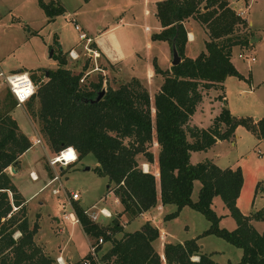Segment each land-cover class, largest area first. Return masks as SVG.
<instances>
[{"label": "trees", "instance_id": "1", "mask_svg": "<svg viewBox=\"0 0 264 264\" xmlns=\"http://www.w3.org/2000/svg\"><path fill=\"white\" fill-rule=\"evenodd\" d=\"M38 5L49 21L64 10L53 0L47 3L38 0ZM154 14L160 30L152 32L150 39L166 42L171 52L174 42L180 62L162 70L152 61L154 73L162 76L152 99L136 77L115 88H103L104 79L99 74L96 81L79 85L84 71L74 74L58 51L59 54L53 55L57 66L47 70L45 81L40 82V78L30 74L35 94L26 101V109L53 156L68 146L76 154L72 163L92 154L97 162L95 174L106 178V192L111 191L122 206L118 217L127 214L135 219L160 202L175 206L174 211L163 217L169 220L178 216L183 207H189L209 223L201 235L214 234L241 249L239 260L226 264H264V231L259 232L250 222L264 221V206L248 215L237 208L243 183L240 167L220 168L211 160L193 163L189 159L192 151H205L216 141L229 139L236 126L246 128L256 138L264 137V115L257 120L248 116L236 118L225 106L206 128L188 123L204 91L210 88L223 91L222 83L228 76L244 79L230 56L232 46H243L248 41L234 35L245 20L227 0H157ZM189 18L208 31L204 50L194 57L185 56L184 50L187 42L184 23ZM101 89L104 92L99 100L91 102ZM2 104L6 107V100ZM14 106L15 100L10 104L11 108ZM9 112L0 113V264H56L55 258L36 242L38 224L30 226L26 200L7 172L32 146ZM153 142L158 144L155 157L148 150ZM139 155L143 157L142 163L156 162V174L141 168ZM195 180L200 185L197 199L192 200ZM215 196L235 221L230 231L218 225L222 216L211 207ZM71 205L82 233L108 243L98 259L100 264H219L210 254L199 250L196 240L201 235L182 242H165L161 256L152 245L159 236L158 229L149 221L141 223L137 230L122 231L118 217L107 225H99L86 216L77 200ZM101 249V244L96 247L97 251ZM85 258H90V254L65 264H80Z\"/></svg>", "mask_w": 264, "mask_h": 264}, {"label": "rangeland", "instance_id": "2", "mask_svg": "<svg viewBox=\"0 0 264 264\" xmlns=\"http://www.w3.org/2000/svg\"><path fill=\"white\" fill-rule=\"evenodd\" d=\"M43 1L47 3L51 0ZM53 1L61 4L64 10L49 21L38 5V0H0V71L2 73L26 71L43 82L47 78L42 76L44 70L56 68L57 61L53 55L59 54L60 51L65 56L67 68L74 74L82 69L83 75H87L82 81L79 80V85L96 81L99 74L106 77L102 82L103 88L106 86L115 88L119 83L128 82L132 77H136L152 99L162 76L153 72L151 77L148 70L152 69L153 60L157 65L164 66L163 52L166 46L162 41L150 39L152 32L158 28V22L153 14V0ZM227 1L234 12L245 20L244 24L238 25L235 29L234 35L246 37L248 41L243 46H232L230 56L233 66L244 79L226 77L224 90H211L212 93L206 94L203 102L206 104L205 108H208L209 104L216 100V103H212L214 109L219 106V101L221 107H228L232 116L236 118L248 116L257 120L264 115V0ZM247 1H249L248 6ZM190 21L199 33V38L188 44V53L195 56L204 50L203 43L208 38V31L197 20ZM74 23L78 29L74 28ZM79 32L85 33L92 39L89 47L101 57L96 59L89 57L88 52L83 48L85 39L79 37ZM50 50L51 56L48 54ZM68 50L77 53L78 57L71 58ZM250 57L254 60L250 61ZM170 61L171 51L169 64ZM102 64L106 65L108 73L100 70ZM83 65H86L85 68ZM223 93L226 101L218 97H222ZM3 100H6V107H3ZM13 101L12 95L0 81V113L10 110L9 113L15 119L20 131L28 136L30 141L39 138L40 143L31 144L32 146L22 154L19 160L21 171L17 173V167L14 166L15 171L8 168L7 172L12 175V182L27 200L26 216L30 226L33 223L38 224V230L34 234L35 240L47 243L44 249L55 256L58 252L57 248L66 241V234L69 231V221L61 220L63 212L67 213L71 210L72 200L68 198L69 191L78 194L77 202L81 207L96 210L103 206L111 213L109 218L102 217L99 225H107L112 219L117 218L120 204L114 200L111 193L106 192V178L95 174L94 168L97 162L92 154H86L75 163L66 165L64 170H60L61 165H54L52 174L51 166L46 161L54 154L39 136L37 123L30 117L25 103L11 108L10 104ZM202 122L203 126H207L205 119H202ZM148 150L155 157L158 144L150 143ZM191 159L193 162L211 160L220 168L228 165L239 166L244 179L236 200L237 208L244 215H248L264 206V140L259 141L246 128L236 126L229 139L218 141L205 151H193ZM138 160L141 168L156 174L154 164L149 165L148 169L146 163L145 166L143 165L144 160L141 155L138 156ZM38 164L42 166L38 169L40 171L44 169L48 179L57 175L64 190L59 189L54 195L51 190L58 189V181H52L46 186L44 180L31 181L29 174L27 176L24 170L28 167H36ZM199 185L198 180L193 182L190 195L192 200L197 199ZM211 207L215 213L222 216L218 224L220 227L228 231L235 227L233 217L228 215L218 196L213 198ZM174 209L175 206L165 204L162 208L141 214L142 216L137 217L136 220L124 214L127 223L121 214L118 221L127 224L126 230L134 231L144 221L148 220L155 226L157 221L162 220L164 223L160 225L166 231L168 238L165 242L171 243L193 239L208 228L209 223L206 218L189 207H183L174 219L163 220L162 217ZM61 226L64 228L63 231H60ZM255 228L259 232L264 231V222H256ZM70 231L74 236L73 241L80 243L78 250L71 249V257L74 259L82 256L84 252L87 253L88 238L82 233L78 224L73 225ZM17 235L18 233L15 232L14 236ZM95 241L94 238L89 237L90 244ZM155 241L153 248L162 256V246L165 242L160 235ZM196 242L202 246L203 253L210 254L211 259L219 264L235 263L242 253L241 249L228 244L214 234L201 235ZM101 246V251H97L98 259L108 243L102 241Z\"/></svg>", "mask_w": 264, "mask_h": 264}, {"label": "crops", "instance_id": "3", "mask_svg": "<svg viewBox=\"0 0 264 264\" xmlns=\"http://www.w3.org/2000/svg\"><path fill=\"white\" fill-rule=\"evenodd\" d=\"M157 0H153V5H154V9H155V2H156ZM239 2V1H238ZM248 2V4H247V6L249 5V1H247ZM63 7V6H62ZM64 9V8H63ZM153 14H154V10H153ZM157 20V19H156ZM191 20V18H189L188 20H187V22H185L184 23V28L186 29V27H188L187 28V30H186V32H187V42H186V45H185V48H184V50H185V56H187V57H194V56H192L191 54H189L188 53V44L189 43H191V42H193V41H195L196 39H198L199 38V33H198V31H196V28H195V25L192 23V21H190ZM190 21V22H189ZM158 22V21H157ZM249 24H251L250 23V21H249ZM160 30V25H159V22H158V28L156 29V31H159ZM155 31V32H156ZM162 43L163 44H165L166 46H165V48H164V52H163V61L165 62V64H164V66H159V65H157L160 69H162V70H166V69H168L169 68V62H168V60H169V53H170V50H169V48H168V45H167V43L166 42H164V41H162ZM197 55V54H196ZM195 55V56H196ZM98 57H101V55L99 54V56ZM155 61V60H154ZM157 64V63H156ZM100 69V68H99ZM149 69V68H148ZM151 69V68H150ZM148 70V72L150 73V76L152 77V74H153V70L151 69V70ZM100 70H102V71H104V73H108V70H107V68H106V65H104V64H102V67H101V69ZM104 75V74H103ZM105 76V75H104ZM154 78V77H153ZM103 79L104 80H106V77H103ZM154 80H156V79H154ZM159 84H158V86H157V88H159V85H160V83H161V81L160 82H158ZM224 84V82L222 83V85ZM224 87H225V85H223ZM211 90H218V89H215V88H210V89H208V91H204L203 93H202V98H201V101L198 103V106L196 107V110L194 111V113L191 115V117H190V120H189V124H191V125H196V126H198V127H203V128H206V127H208L209 126V124L211 123L210 121H211V119L215 116V115H217L218 114V112H219V110H220V107H221V103L218 101V104H219V106H217L215 109H214V105L212 104V103H216V100H213V102L211 103V104H209V106H208V108H205V103L203 102L204 101V99L206 98V94H211L212 93V91ZM213 95V94H212ZM217 95V94H216ZM214 96H215V94H214ZM221 100H224V101H226L225 100V95H224V93H223V98L221 99ZM202 119H205L206 120V122L208 123L207 124V126H203L202 125ZM255 120V119H254ZM257 139H259V141H262V140H264V137L263 138H257ZM219 141V140H218ZM218 141H216V143L218 142ZM215 143V144H216ZM193 152V151H192ZM192 152L190 153V157H189V159H190V162H193L192 161V159H191V155H192ZM21 156L22 155H20L19 157H18V159H17V165H16V167H17V173L19 172V171H21L22 169H21V167H20V164H19V160H20V158H21ZM197 162H199V161H197ZM193 163H195V162H193ZM144 166H145V163L143 164ZM229 166V165H228ZM42 166L40 165V164H38V166H36V167H28V168H25V170L24 171H26L27 172V176H28V174L30 173V172H33V175H35L36 176V178H37V180H32V179H30L31 181H34V182H37V181H40V180H44V186H46L47 184L49 185L50 183H49V179H48V177L46 176V173L44 172V169H41V171L39 170L40 168H41ZM147 167H148V169H149V165L147 164ZM226 167V166H225ZM225 167H221V168H225ZM229 167H231V168H234V167H236V166H234V167H232V166H229ZM39 168V169H38ZM65 168V167H64ZM64 168L62 169V170H64ZM157 167H156V162H155V164H154V169H156ZM51 172H52V174H53V169H52V167H51ZM16 173V174H17ZM242 173V172H241ZM243 176V175H242ZM243 179H244V176H243ZM107 186V185H106ZM242 187H243V185H242ZM242 187H241V189H242ZM241 189H240V192H241ZM109 193H111V191H108ZM240 192H239V194H240ZM22 195V194H21ZM111 195L113 196V194L111 193ZM23 196V195H22ZM24 198V197H23ZM113 198H114V200L117 202V203H119L118 202V199L117 198H115L114 196H113ZM25 199V198H24ZM26 204H27V200H26ZM120 204V203H119ZM120 206V210H121V208H122V206H121V204L119 205ZM159 207H163V205L162 204H160V202H158L157 204H156V206L155 207H153V209L151 210H148V211H146V212H143V213H149L150 211H153V210H156V209H159ZM263 207V206H262ZM82 208H84V207H82ZM120 210L118 211V213L120 212ZM143 213H141V214H143ZM139 215L138 216V218L139 217H141L142 215ZM162 215V214H161ZM121 216H123L124 217V221L127 223L128 221H127V219H126V216H124V214H122ZM163 216V215H162ZM138 218H135L134 220H136V219H138ZM163 218V217H162ZM57 221H59V220H57ZM148 221V220H147ZM162 221V220H161ZM159 222V221H157L158 223L157 224H154L155 225V227L158 229V233H159V235H160V237H162L163 238V241L165 242V241H168V238H166V235H167V233H166V231L162 228V226L160 225L161 223H164L163 221L162 222ZM62 222H64V221H62ZM251 222V224L255 227V224H256V222H264V221H255V220H251L250 221ZM143 223V222H142ZM122 224V231H128V230H126V226H127V224H123V223H121ZM75 226V225H77V224H71L70 222H69V231H68V233L66 234L67 235V238H66V241H64V243L61 245V247L59 248H57L58 249V252H57V255H55V256H52L51 254V256L53 257V258H55V257H57V256H61L63 259H64V261L66 262V261H69V262H74V261H77L78 259H80V258H82L83 256H85V254H86V252H84V254L82 255V256H79V257H77V258H72L71 256V251L73 250V251H75V250H78V248H79V246H80V243H77V242H74L73 241V235L71 234V231H70V229L72 228V226ZM141 225V223L139 224V226ZM78 226H79V224H78ZM79 228H80V226H79ZM63 229L64 228H62V226L60 227V231H63ZM67 229V228H66ZM66 229L64 230V232H66ZM81 229V228H80ZM256 229V228H255ZM263 230H264V228H263ZM162 232V233H161ZM263 232V231H262ZM86 237L88 238V244H89V236L88 235H86ZM120 237V236H119ZM38 244H40L42 247H43V249H44V246H46V244L47 243H43L42 241H36ZM155 242L156 241H154L153 243H152V245H153V247H154V244H155ZM58 246V245H57ZM69 246H71V247H69ZM72 249V250H71ZM199 250H201L202 252H203V250H202V246H199ZM44 251L47 253V254H49L48 253V251H46L45 249H44Z\"/></svg>", "mask_w": 264, "mask_h": 264}, {"label": "built area", "instance_id": "4", "mask_svg": "<svg viewBox=\"0 0 264 264\" xmlns=\"http://www.w3.org/2000/svg\"><path fill=\"white\" fill-rule=\"evenodd\" d=\"M75 24V23H74ZM75 29H78L77 25H74ZM79 37L81 39H85V43L83 45V48L86 52H88L87 54L89 55V57H92L93 59L98 58L99 53L96 52L93 48L89 47V44L92 42V39L90 37H88L85 33L83 32H79ZM69 56L73 59H76L78 57V54L73 52L72 50L68 51ZM254 58L250 57V61H253ZM87 74V73H86ZM85 75H83L80 78V81L83 80ZM0 81L1 83H3L5 85V87L7 88L8 91H10L11 95L13 96L14 100H15V105L16 106H21L22 104L26 103V101L31 98L34 94H35V85L30 77V74L28 72H11V73H7L4 74L0 71ZM40 143V139L36 138L34 140L31 141V144H39ZM71 149L73 152V157L70 159H62V153L65 150H69ZM76 158V154L75 151L72 147L68 146V147H64L57 155L52 156L50 158L47 159V163L49 166H54V165H63L66 166L70 163H72ZM29 178L32 180L36 179V176L33 175V172L29 173ZM52 181H58V176L57 175H53L50 179H49V183H51ZM59 189L64 190L63 185L61 184L60 181H58V189L56 188H52L51 192L52 194L56 195L57 191ZM66 191V190H65ZM68 198L71 199L72 201H76L78 200V194L76 192H68ZM84 213L86 214L87 217H89L90 220H92L93 222L99 223L100 219L103 218H109L111 217V213L103 206H101L100 208L93 210L90 208H84ZM62 221L68 220L71 224H79L78 222V218L75 216L72 206H71V210L68 211L67 213L64 211L62 214ZM102 243V239H97V241H95L92 244H88V251L87 253L90 254V258H85L83 260L80 261V264H91V261H96L98 264V257H97V250L96 247L98 245H100ZM55 263L56 264H65L66 262L64 261V259L61 256H57L55 257Z\"/></svg>", "mask_w": 264, "mask_h": 264}, {"label": "water", "instance_id": "5", "mask_svg": "<svg viewBox=\"0 0 264 264\" xmlns=\"http://www.w3.org/2000/svg\"><path fill=\"white\" fill-rule=\"evenodd\" d=\"M171 50H172V52H171L170 66H171V65H175V64H177V63L180 62V57H179V55H178V53H177V50H175L174 42L171 43ZM48 54L51 56V54H52V53H51V50L49 51ZM44 72H45V76H47L48 72H47L46 70H44ZM103 92H104V89H101V90L98 92V94H97V96L95 97V99H93L91 102H97V101L99 100V98L102 96ZM16 163H17V161L13 162L12 165L9 166V168H10L11 171H15L14 166L17 165ZM64 167H65V166L61 165V166H60V170H62ZM85 168L87 169V167H85Z\"/></svg>", "mask_w": 264, "mask_h": 264}, {"label": "bare ground", "instance_id": "6", "mask_svg": "<svg viewBox=\"0 0 264 264\" xmlns=\"http://www.w3.org/2000/svg\"><path fill=\"white\" fill-rule=\"evenodd\" d=\"M73 157V152L71 149L69 150H65L63 153H62V159H70Z\"/></svg>", "mask_w": 264, "mask_h": 264}, {"label": "flooded vegetation", "instance_id": "7", "mask_svg": "<svg viewBox=\"0 0 264 264\" xmlns=\"http://www.w3.org/2000/svg\"><path fill=\"white\" fill-rule=\"evenodd\" d=\"M43 73H44L43 75L45 76V72H43Z\"/></svg>", "mask_w": 264, "mask_h": 264}]
</instances>
